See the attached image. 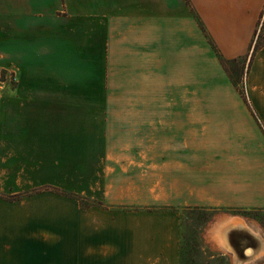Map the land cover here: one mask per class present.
<instances>
[{
	"label": "crops",
	"instance_id": "0c3cea01",
	"mask_svg": "<svg viewBox=\"0 0 264 264\" xmlns=\"http://www.w3.org/2000/svg\"><path fill=\"white\" fill-rule=\"evenodd\" d=\"M181 2V14H167L163 2L156 15L111 20L106 132L96 121L93 131L68 132L63 117L0 118V264H181V216L157 208L264 210V128L243 101L197 100L199 78L209 93H221L225 77L235 88L210 41L223 60L246 57L249 76L264 78V50L252 53L264 0ZM71 4L0 0V17L36 18ZM76 4L94 18L103 12L102 0ZM135 80L147 83L144 92L187 97L138 100ZM36 189L47 191L26 195ZM56 190L124 207H83ZM229 221L213 234L234 264V237L262 238L245 218Z\"/></svg>",
	"mask_w": 264,
	"mask_h": 264
},
{
	"label": "rangeland",
	"instance_id": "374dc122",
	"mask_svg": "<svg viewBox=\"0 0 264 264\" xmlns=\"http://www.w3.org/2000/svg\"><path fill=\"white\" fill-rule=\"evenodd\" d=\"M102 1L103 12L95 18L88 10L85 14L79 12L81 9L78 8L76 0H72L73 4L70 6L64 5L61 13L15 20L7 16L0 17V118L36 116L38 120H50L63 117L64 124L60 127L68 132H80L83 125L86 128L91 126L93 131L91 123L96 121L101 132L107 131L110 112L106 108L110 84L107 53L111 23L119 18L156 15L163 2L168 5L166 13L169 15L181 14L184 8L181 0ZM147 8L149 10L144 11ZM187 10L190 16L195 15L189 8ZM83 16L86 18L85 28L79 27V17ZM99 16L100 23L97 22ZM93 21L99 27H93ZM254 39L264 47L262 23L259 24ZM248 63L246 57L222 62L231 81L236 83L233 84L237 90L230 83V78L225 77L222 92L209 93L205 83L199 78L197 100L199 103L230 100L233 104L243 101L255 121L264 128V109L256 107V104L264 106V78L249 76ZM137 81L131 86L134 90L140 86L143 88V92H134L132 95L138 100H162L169 96L181 100L187 97L182 92L171 93L166 97L160 92H144L149 86L146 82ZM44 191L47 190H30L31 194L26 195ZM56 192L80 200L81 206L95 204L94 206H102L106 210L124 207L104 205L74 192ZM14 196L16 195H6V198L16 200L24 195H17L16 199H12ZM130 208L133 207L128 206ZM170 208L173 207L157 209ZM214 209L191 207L180 211L181 264H233L232 256L223 252L214 240L213 231L218 230L217 237H220L231 217L235 216L245 218L253 228L258 226L254 229L262 238L258 244L260 251L245 264H264V210L232 212L221 208ZM225 219L226 222L223 221ZM218 224H221L219 229ZM237 259L235 254L234 264H238Z\"/></svg>",
	"mask_w": 264,
	"mask_h": 264
},
{
	"label": "water",
	"instance_id": "95a60500",
	"mask_svg": "<svg viewBox=\"0 0 264 264\" xmlns=\"http://www.w3.org/2000/svg\"><path fill=\"white\" fill-rule=\"evenodd\" d=\"M232 246L234 249L233 255L237 253L238 257L242 260L249 259V256L246 255L248 249L256 251L255 254H258L257 251L259 250L258 240L252 234L237 235L232 240Z\"/></svg>",
	"mask_w": 264,
	"mask_h": 264
},
{
	"label": "trees",
	"instance_id": "16d2710c",
	"mask_svg": "<svg viewBox=\"0 0 264 264\" xmlns=\"http://www.w3.org/2000/svg\"><path fill=\"white\" fill-rule=\"evenodd\" d=\"M261 23H262V28H263V26H264V15H263V18H262V21L260 22V24H261ZM199 24H200L202 30L205 32L204 27H203L202 23L200 22V20H199ZM255 34H256V33H255ZM210 43H211V46H212V48H213L215 54L217 55V57H218L219 60L221 61V63H222V62L224 63V60H223L222 57L220 56V54H219L217 48L212 44L211 41H210ZM253 46H254L253 54H255L257 51L264 50V47L261 46L260 44H257V40H255V39H254V41H253V45H252V47H253ZM233 83H234V82H233ZM234 84H236V83H234ZM12 199H16V196H14V198H12ZM77 200H78V199H77ZM78 201L81 202L80 200H78ZM94 205H95V204L84 205L83 207H90V206H94ZM96 205H97V204H96ZM217 209H220V208H215L214 210H217ZM221 209H223V208H221ZM181 210H182L181 208H177V207H173V208H170V209H163V211L177 212V213H179V214H180V211H181ZM183 210H184V209H183ZM225 210H226V209H225ZM181 212H182V211H181Z\"/></svg>",
	"mask_w": 264,
	"mask_h": 264
},
{
	"label": "bare ground",
	"instance_id": "6f19581e",
	"mask_svg": "<svg viewBox=\"0 0 264 264\" xmlns=\"http://www.w3.org/2000/svg\"><path fill=\"white\" fill-rule=\"evenodd\" d=\"M229 223H230V222H229ZM229 223H227V225H228ZM231 226H233V225H231ZM231 226H230V227H231ZM254 233H255V232H254ZM221 239H222V238H221ZM258 244H259V242H258ZM230 246H231V245H230ZM247 254L250 255V254H252V253L249 252V253H247ZM247 256H248V255H247ZM252 257H253V256H252ZM237 258H238V257H237ZM250 259H251V258H250V256H249V259H246V260L248 261V260H250ZM246 260H242V259L240 258V263L242 264V263L245 262Z\"/></svg>",
	"mask_w": 264,
	"mask_h": 264
}]
</instances>
